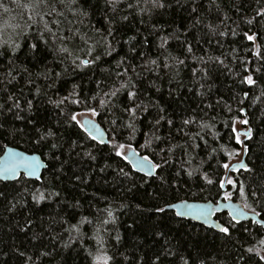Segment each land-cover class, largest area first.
Listing matches in <instances>:
<instances>
[{"label": "trees", "instance_id": "16d2710c", "mask_svg": "<svg viewBox=\"0 0 264 264\" xmlns=\"http://www.w3.org/2000/svg\"><path fill=\"white\" fill-rule=\"evenodd\" d=\"M165 2L172 7L157 10L151 16L127 7L135 0H120L114 13L110 10L111 6H105V0H87V3L80 0L79 6L88 12L87 17L73 15L66 8L57 7V11L64 12V16L45 15V19L49 20L52 31L59 33V39L46 36L49 44L45 46L40 41L41 54L33 56L25 54L28 45L36 43L38 36L37 26L32 24L29 16L32 19L39 17L30 9L19 6L28 3V0H0V26L5 25V22L9 26L20 25L19 29L8 27L6 34L24 32L18 41L22 50L17 53L15 64L28 69V72H20L19 75L13 72L16 79L12 84L15 87L8 85V91L17 95L23 92L28 99H32L34 107L28 111L21 97L24 111L20 115L34 122L39 120L40 123L36 124L38 128H53L58 137L35 144L32 126L9 116L12 123L6 127L22 128L26 134L14 140L11 136L0 139V145L8 144L29 153H39L48 167L41 180L21 176L15 181L0 182V191L8 193L7 201L0 202V264H25V258L29 256L32 260L28 264H92L88 252L95 253L97 250L96 229L102 220H108L99 235L103 237L108 255L113 257L110 264H145V261L151 264L154 260L152 252L159 249L161 244L172 248L174 252L178 251L186 259L190 256L189 264H193V261L200 264L201 260L204 264H264L259 256L247 252L249 247H261L258 241L264 239V228L259 224L253 220L233 221L235 227L230 229V234H224L194 221L179 217L170 219L175 216V212L170 210L162 218L161 214L154 211L157 202L150 198V194L159 189L160 182L153 178L143 183L142 178H149L116 157L109 147H93L95 142L87 139L81 142L82 133L78 128L65 124L60 110L49 103L50 99L67 96L73 83L80 85L78 91L81 100L97 92H107L116 79L115 73L128 67V63L117 67V61L124 58L139 73L133 78L140 89L139 98L146 104L158 102L166 109L162 114L173 121L171 126L161 121L157 131L161 140H155L152 144L157 153V162H160V156L169 159L163 173L157 170L170 182L165 186L168 202L215 201L227 191L233 194V200L247 203L250 207L246 209L255 208L264 219V97L253 103V98L264 90V59L261 58L264 57V17L256 16L257 11L264 8V0H196L195 4H185V0H181V6L176 4V0ZM193 7L197 8L195 15L191 14ZM123 16H128V20H123ZM197 17H202L203 23L195 24ZM57 19L61 21L59 25L54 23ZM249 19L253 20L252 24L246 22ZM208 24L217 26L215 33L209 31ZM109 26L113 31L110 37L105 31ZM97 30L111 41L114 48L111 55L104 54L106 45ZM232 31L237 34L232 35ZM220 32L226 34L220 36ZM244 32L256 33L258 39L255 43L248 41ZM161 37H166L168 41L164 49L158 47ZM256 44L261 46L260 56L256 55ZM189 45L192 47L191 53L187 51ZM53 46L68 48L71 53L69 59L62 64L59 58L54 59ZM89 48L92 49L91 57L99 56L100 59L87 67H75L71 63L72 59L90 58ZM131 48H135L136 52H131ZM140 52H144L146 58L139 56ZM165 57L168 59L165 60ZM217 57L223 60L222 64L215 59ZM174 58L184 63L177 64ZM10 59V52L0 54V74L8 70ZM146 59L157 60V65L147 64ZM165 62L169 64L168 68L163 67ZM46 66L54 68L55 72H63L51 88L47 87L51 79L46 81L44 76H37ZM193 69H196L195 73ZM201 69L207 72V76L203 75ZM29 74L35 87L43 89V94L36 96L33 84L27 83ZM248 74L257 81L256 85L241 83ZM129 75H133L131 71ZM97 82H100L99 87ZM201 83L204 84L203 89L200 88ZM4 86L0 84V87ZM201 91L203 96L197 94ZM244 92H248L249 96L244 97ZM125 100L126 94L120 93L118 99L113 98L115 106L98 109L100 115L96 118L107 130L112 127L109 121L115 120L117 125L128 121L127 114L120 110ZM240 100H243V105L238 103ZM88 103L95 106L98 101L89 99ZM227 106L233 109L231 113L227 111ZM241 106L245 107L244 113L237 111ZM67 109L84 112L83 105L68 104ZM190 116L195 117L196 123L182 125V121ZM231 116L247 118L252 135L245 138L243 144L246 147L247 168L232 171L230 179L236 183V187L225 183L224 191L219 187L221 180L226 181V169L222 165L229 163L242 151V143L229 139L230 132L224 126ZM137 118L140 131L136 133L135 139H126L128 134L124 132L120 140L131 143L144 154L147 150L139 149V145L144 142L143 134L151 130L150 121L157 118V109L150 106L148 112H138ZM201 123L214 124V128L201 131ZM197 132L203 137L202 140L191 139ZM214 132L220 133L223 138L214 139ZM73 141H76L75 146ZM53 143H57L58 147L52 148ZM192 143L200 147H189ZM221 145L228 152L234 150L236 154L229 158L224 151H217L210 157L211 149H219ZM172 146H176L172 154L160 152L161 148ZM86 151H91L96 159L85 156ZM2 153L3 150H0V156ZM189 156L192 158V168L199 166L200 169L191 177L186 173L187 164L181 169V163ZM119 168H124L129 176L121 174ZM204 172L209 174L212 184H207L203 179ZM133 183L136 187L129 191ZM240 184L244 186L246 199L239 196ZM24 188L40 189L46 195L57 192L59 196H51L35 205L39 211H33L35 202L30 196H25L27 204L23 208L18 205L9 211V202ZM252 192H256L257 196L253 197ZM106 210L112 212V217L107 216ZM26 217L33 220L31 231H27V234L20 231ZM84 217L92 223L80 224L79 236L75 231H68L71 224H76ZM217 218L227 226L230 216L219 213ZM53 219L61 223H50ZM153 224L161 227L166 225L167 235L163 239L152 235ZM33 233H42V238L32 240ZM53 236L57 239L53 240ZM166 241L169 243L165 244ZM65 243H69L67 248L62 246ZM42 251L50 252L51 255L40 256ZM20 253H24V257ZM168 262L179 264V258L174 260L169 256Z\"/></svg>", "mask_w": 264, "mask_h": 264}, {"label": "snow or ice", "instance_id": "6c2138e0", "mask_svg": "<svg viewBox=\"0 0 264 264\" xmlns=\"http://www.w3.org/2000/svg\"><path fill=\"white\" fill-rule=\"evenodd\" d=\"M120 0H105V6H111L110 10L114 13L116 11V7L119 4ZM84 3H87V0H84ZM191 3L195 4L196 0H185V4ZM176 4L178 6H181V0H176ZM80 0H28V3H24L19 5L20 7L28 8L30 9L39 19H32L31 16H29V19L32 21V24L36 25V31L38 33L37 36V42L31 43L27 47L26 55L32 54L33 56H38L41 54V47H40V41H43L44 45L47 46L49 44V41L45 39L46 36H50L53 39H59V33L53 32L52 28L49 26V20L45 19V15L51 17L53 15L57 17H63L64 12H58L57 7L66 8L69 12H71L73 15H78L80 17H87L88 12L81 8L80 6ZM2 6V5H0ZM129 9L136 10L140 13H146L149 16L154 14L157 10L166 9L172 7L171 4H168L165 2V0H143V6H141V0H135V3H129L127 5ZM5 11H8L7 8L4 9ZM46 10V11H45ZM197 12V8L193 7L191 9V14L195 15ZM256 16L258 17H264V8L259 9L257 11ZM128 16H123V20H128ZM61 21L57 19L54 23L56 25H59ZM248 24H252L253 20L249 19L246 21ZM195 24L203 23L202 17H197L194 21ZM109 25H111V21H109ZM8 27H12L13 29H19L20 25H7L5 22V25L0 26V54H3L4 52H10L11 53V59L9 60V68L4 73L0 74V84L5 85L4 87H0V139L7 138L8 136H11L13 140L17 136L23 137L25 135V131L22 128H16L6 125H10L12 122L9 121V116L14 117L15 120H24L26 124L32 126L33 134L36 136V140L34 141L35 144H40L41 142H47L49 139H58L57 132L53 130L51 127H36L37 123H40L39 120L32 121L28 120L25 117L21 116L20 113L24 111V108L21 104V97H23V104L26 105L28 111L33 110V100L28 99L26 95H24L23 92H21L19 95L15 93H9L8 91V85H11L12 87H15V85L12 84V81L16 79V76L13 75V72H16V75H19L20 72H28L27 68H24L22 66H18L15 64V59L17 57V53L22 50V45L18 42L19 39L24 35L23 30L16 31L13 34H6V29ZM210 32L215 33L216 27L212 24L207 25ZM107 32V36H112L113 31L112 28L109 26L107 29H105ZM97 32L102 36L103 43L106 45L105 55H111L114 51V48L112 47L111 41L108 40L106 37H104V34L100 32V30H97ZM226 33L220 32L219 35L223 36ZM237 33L235 31H232V35H236ZM244 37L253 43L256 42L258 39V36L256 33L249 34V32L243 33ZM131 39H135V37H132ZM167 38L161 37V42L158 45L160 49H164L165 44H167ZM99 43V42H95ZM61 45H63V40H61ZM256 55L260 56V50L261 46L259 44H256ZM91 51L92 49L89 48L88 52L90 54V58L87 59H79V57H76L75 59H72L71 63L75 65V67H87L94 63L95 60H99V56L91 57ZM131 52H136L135 48L130 49ZM187 51L189 53L192 52V47L189 45ZM53 52L55 53L54 59L59 58L60 63H64L66 60L69 59L71 56V53L68 48L66 47H59L55 48L53 46ZM47 53H45L46 55ZM139 56L145 57L146 54L144 52L138 53ZM163 55V52L161 53ZM264 59V57H261ZM168 58L165 57V60ZM176 60L177 64H183L184 61L179 60L178 58H174ZM212 59V58H209ZM219 63H223V60H220L218 57L215 58ZM78 61V62H77ZM128 63L127 68H122L121 71H117L115 73L116 79L113 81L112 86L109 88L107 92H97L91 97H86L84 100H81L79 98V91L80 85L73 83L71 85V90L68 92V95L62 98H58L56 100H49V103H52L56 106L58 110H60L62 116H64V123L67 124L69 127H77L78 130L82 133L80 136L81 142H83L85 139L90 140L92 142H95L93 144V147H97L100 145L106 146L110 148V151L114 152L115 156L120 158L122 161L127 162L129 165L132 166V168L138 170L139 172L144 173V176L149 178L148 180H144L142 178L143 183H148L149 180H152L155 178V180H158L160 182L159 189L155 192L150 194V198L153 201L157 202V206L155 207L154 211L156 213L161 214V217H165V214L168 210H175V209H187L188 211H176L174 217H170V219H175V217H186L192 214V210L198 211V218L200 216L206 217L207 211L205 209L208 208L207 205H201V204H190L187 201H181L180 203H170L165 197V186L169 185V180L162 174L164 171V166L169 164V159H165L164 156H160V162H157L155 157L157 156L156 151L152 148L153 141L155 140H161V137L157 135V131L159 127L161 126V121H165L168 125H173V121L171 119H168L165 115L162 113L166 112V109L161 107L158 102H154L151 104H146L144 100H141L139 98V92L140 89L137 87V84L133 82V78L136 75H139V73L136 72L135 66L129 62L126 61L124 58L117 61V67H120L122 64ZM147 64L151 65H157V60H148L146 59ZM163 67L168 68L169 64L164 63ZM19 68V71L17 69ZM260 69H257L259 71ZM132 72L133 75H129V72ZM196 72V69H193V73ZM201 72L204 76H207V72L204 71V69H201ZM63 75V72H55L54 68L45 67L44 71L41 73H37V76H44L45 80L48 81L51 79V83L47 84V87L51 88L57 80L61 78ZM27 83L33 84L35 87V82L31 78V74H29V79L27 80ZM99 83L98 87H99ZM241 83H246L247 85H256L257 81L253 79V76L251 74H248L244 76ZM200 88H204V84H200ZM120 93L126 94V100L124 101L123 107L120 109L122 113H126L128 116V121L123 122L119 125H117L115 120L109 121V123L112 125V127L108 130H103L100 128L98 124H96L93 119L89 118L82 122V120L79 118L85 114H89L90 117H97L100 115V111L98 109H105L106 107H112L115 106L113 104V98H119ZM35 94L36 96H39L43 94V89L39 87H35ZM198 95L203 96L204 93L198 92ZM103 96V98H101ZM244 97H248L249 93L244 92ZM261 97H264V90H261L260 95L253 98V103H255L256 100L260 99ZM35 98V97H34ZM71 98V99H70ZM92 101H98V104L95 106H92L88 103V100ZM150 99V98H149ZM220 103V101H218ZM241 105H243V100L238 101ZM68 104H76V105H83L84 112H75L71 111L70 109H67ZM155 107L157 109V118L150 121L151 123V130L147 133H144V142L139 145V149L141 150H147L143 155H141L140 151L133 148V145L131 143H124L121 142L120 137L124 135V132H127L126 139L132 140L135 139V135L137 132H139V128L137 127V113H146L149 111V107ZM211 107V105H209ZM67 109V110H66ZM227 111L231 113L233 109L231 106H227ZM240 113L245 112V107L241 106L237 109ZM196 123L195 117H189L187 119H184L182 121V125L187 126L190 124ZM240 123L243 125H248L250 122L247 118L245 119H239L237 116H231L226 122H225V128L229 130L230 135L229 139H235L236 143L240 144L243 143V141L240 139V132L236 127V124ZM214 128V124H208V123H201L200 129L201 131H204L205 129H212ZM245 138H250L252 135V129L249 127L246 129V131L243 133ZM213 138H220L223 137L220 136V133L214 132L212 133ZM108 137L107 139L105 137ZM192 140L195 139H203V137L200 135L199 132L195 133L192 137ZM205 146H207L208 142L204 141ZM76 145V141H73V146ZM192 148H198L200 145L192 143L191 145H188ZM52 148H57L58 144L53 143L51 145ZM167 147V148H161L160 152H167L169 154L173 153V148ZM0 150H3V155L0 156V178L7 179L9 174H13L18 176L20 174V169L25 170V174L30 177H36L37 179H40L41 177L38 175V170L41 167L47 168L48 166L43 163L41 158L35 154L33 155H27L23 152L17 151L15 148L9 147L8 144H2L0 145ZM102 150V149H101ZM217 151H224L226 155L231 158L234 154V150L232 152H228L224 145H221L219 149L212 148L211 153H209L210 157L212 153H215ZM85 156L90 157V159L95 160L96 157L92 155L91 151H86L84 153ZM184 164H187L189 167L186 170V173L189 177L193 176L195 172L199 171V166H197L195 169L192 168V158L189 156V159L186 161H183L181 163V169H184ZM241 167L247 168V165H244L241 162ZM224 169H232L233 171L236 170L235 166L230 165L229 163H224L222 165ZM121 174H123L125 177L129 176V173H126L124 171V168L118 169ZM103 171V169H101ZM177 176H179V172L177 173ZM77 180L80 179V177H76ZM203 179L206 181L207 184H212V179L209 178V174L207 172L203 173ZM155 180L153 182H155ZM225 183L231 184L233 187H236V183L232 181L231 179L225 181L221 180L219 183L220 188H224ZM135 183L132 184V187L128 190L131 191L133 188H135ZM239 196L242 198L246 197V192L244 189L243 184L239 185ZM232 193L231 192H224L223 198L224 200H231L232 199ZM251 195L253 197L257 196L256 192H252ZM25 196H30L31 200L35 202L33 205V211H39V208H36L35 205H39L42 201H45L49 199L51 196H59V193L52 192L49 194H45L44 191H41L40 189H33L29 190L27 188H24L22 192L17 193L15 196H13V201L9 202V208L8 210L11 211L13 209H16L19 205L21 208H23L27 201L24 200ZM8 199V193L4 191H0V202L7 201ZM258 202V201H257ZM137 208L140 207L139 204L136 205ZM219 207V206H217ZM229 207H233V205H229ZM244 207L248 208L250 207L247 203L244 204ZM210 210V209H209ZM253 213V216H260V213H257L255 208L250 209ZM107 211V216L112 217V212L110 210ZM239 215H246L244 212H240ZM230 219L228 221L227 226L221 225L219 223L216 224V227L219 229L220 232L224 234H230V229L234 228L235 225L232 223L233 221H236V223H239V220L237 218V215H234L233 213H229ZM63 223H67V221H62ZM92 223L91 220H88L87 217L82 218L80 221H78L76 224H71L70 228L68 229L69 232L75 231L77 233V236H79L80 233V224L83 223ZM50 223H61V221L58 220H51ZM108 220H102L100 221V227H97L96 229V240H97V250L95 253L92 251L88 252L89 257L92 259V264H110V262L113 260V257L108 255L107 249L104 247L103 243V237L99 235L102 226L104 224H107ZM254 223L259 224L261 227H264V219H254ZM19 227V225H17ZM31 226H33V220L29 217H26L24 220L23 227L20 228V231L27 234V231H31ZM103 231H107V229H103ZM247 231V229H245ZM152 235L155 237H160L163 239L167 235L166 231V225L161 227L158 224H153L151 227ZM42 238V233H33L31 236L32 240H39ZM57 239L56 236H53V240ZM119 239V237H117ZM70 243V241H69ZM69 243H65L62 246L67 248L69 246ZM169 243V241H166L165 244ZM259 245H261L260 248L256 247H249L247 249V252L254 253L255 255L259 256L260 261H264V254H261L264 252V239H261L258 241ZM24 253H20L21 257H24ZM51 255L50 252L42 251L40 252V256H49ZM152 256L154 257V260L151 261V264H172V262H168V257L171 256L174 258H179V264H189V261L191 257L185 258L183 255H181L178 251L174 252L172 248L166 247L164 244H161L159 249H156L152 252ZM39 259V257H37ZM243 259V257H241ZM32 257H26L25 258V264H28V261H31ZM145 264H149L148 261H145ZM193 264L195 262L193 261ZM200 264H204V261L201 260Z\"/></svg>", "mask_w": 264, "mask_h": 264}, {"label": "water", "instance_id": "95a60500", "mask_svg": "<svg viewBox=\"0 0 264 264\" xmlns=\"http://www.w3.org/2000/svg\"><path fill=\"white\" fill-rule=\"evenodd\" d=\"M91 117H86L84 120L86 119H89ZM93 119V121L98 124L100 126L101 129L103 130H107L99 121L97 118H91ZM83 120V121H84ZM106 139L108 138L107 136L105 137ZM9 147H12V148H15L17 151L19 152H23L27 155H37L41 158V160L43 161L44 164H47L46 160H44V158L39 154V153H29V152H26L20 148H17L15 146H11V145H8ZM245 150H244V154L242 156V159L241 161H237V162H233L231 165L235 166L236 170L235 171H238V170H241V169H244V167H241V162L244 164V165H247V160H246V147L244 146ZM135 149V148H134ZM4 153H2L3 155ZM1 155V156H2ZM141 155H143L141 153ZM134 169V168H133ZM46 170V168L44 167H41L39 170H38V175L42 178V175L44 173V171ZM136 172L140 173V174H143L142 172H139L138 170L134 169ZM233 170L230 168L228 169L227 171V176L230 175V173L232 172ZM21 176H24L26 177L27 179H33V180H41L40 179H37L36 177H30L28 175L25 174V170L24 169H20V174L18 176L16 175H13V174H9L8 178L7 179H3V178H0V182H10V181H15V180H18ZM225 188H226V185L224 186L223 190L225 191ZM181 201H187L188 203L190 204H201V205H207L208 208L205 209V211H207V215L206 217L204 216H200L198 218V211L197 210H192V214L189 215V216H186V217H179L181 219H185V220H190V221H194L198 224H201V225H204L208 228H211V229H215L216 231L220 232L219 229L216 227V224L219 223L221 225H224L218 218H217V214L219 213H227L229 215V213H233L234 215H237V218L239 220V222H244V221H249V220H253L254 219H263L261 216H256L254 217L253 216V213L246 209V207H244V204L239 202V201H235L233 199L231 200H224L223 196L220 197L218 200H207V201H194V200H181ZM181 201H177V202H173V203H180ZM229 205H233V207H229ZM219 206V207H217ZM210 209V210H209ZM170 211H173L176 213V211H188L187 209H175V210H170ZM240 212H244L246 213V215H239ZM225 226V225H224ZM264 228V227H263Z\"/></svg>", "mask_w": 264, "mask_h": 264}, {"label": "rangeland", "instance_id": "374dc122", "mask_svg": "<svg viewBox=\"0 0 264 264\" xmlns=\"http://www.w3.org/2000/svg\"><path fill=\"white\" fill-rule=\"evenodd\" d=\"M86 117H90L89 116V114H87L86 112H85V114L83 115V116H81V117H79L81 120H82V122H83V120L86 118ZM91 118H96V117H91ZM242 120V119H241ZM236 127H237V129L239 130V132H240V139L243 141V143H242V151H241V153L237 156V157H235V158H233L230 162H229V164L231 165L233 162H237V161H241V159H242V156H243V154H244V150H245V148H244V141H245V136H244V132L246 131V129L247 128H249L248 127V125H243V124H240V123H237L236 124ZM134 148V147H133ZM136 149V148H135ZM227 171H228V169H226V174H227ZM230 176H231V173H230V175H226V181L227 180H229L230 179ZM226 185V184H225ZM261 254H264V252H262Z\"/></svg>", "mask_w": 264, "mask_h": 264}]
</instances>
